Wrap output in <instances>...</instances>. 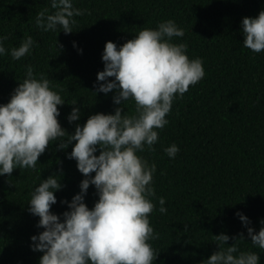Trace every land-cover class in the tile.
Returning a JSON list of instances; mask_svg holds the SVG:
<instances>
[{
	"label": "trees",
	"instance_id": "16d2710c",
	"mask_svg": "<svg viewBox=\"0 0 264 264\" xmlns=\"http://www.w3.org/2000/svg\"><path fill=\"white\" fill-rule=\"evenodd\" d=\"M73 3L87 11L74 17L72 32L61 30L55 35L34 24L35 13L46 7L48 0H0V35L7 37L3 41L6 50L27 35L35 41L30 54L19 60H12L7 51L0 56V103L7 102L23 78L24 65L31 64L34 74L45 73L66 102L57 106V119L70 134L89 114L111 113L115 106L111 90L92 93L95 74L103 68L104 42L119 46L140 28L172 19L184 29V35L173 37V41L187 44L189 58H201L205 75L173 100L168 123L158 130L154 151L138 153L149 163L155 162V195L150 199L155 206L163 196L167 209L162 214L154 207L149 214L154 231L159 233L150 242L158 251L152 264H199L216 250L212 235L221 232L230 237L226 244L243 233L244 241L238 247L257 251L258 264H264V250L250 245L245 226L234 215L237 210L242 212L254 231L264 218V50L254 54L243 47L240 31L241 18L256 16L264 9V0ZM55 40L63 47L56 50ZM73 99L81 115L69 123L66 114L73 105L67 103ZM121 107L125 112L134 110L130 100ZM56 143L38 156L36 169L15 168L10 176L0 175V264H38L42 253L30 249L29 237L42 228L36 226L38 217L27 211V200L39 178L59 170L62 187L54 191L56 202L49 209L58 216L67 209L61 199L70 200L79 191L82 174L74 159L65 156L71 144L60 150ZM171 143L179 151L170 159L163 147ZM96 199L90 184L84 203L91 208Z\"/></svg>",
	"mask_w": 264,
	"mask_h": 264
},
{
	"label": "clouds",
	"instance_id": "9594fccd",
	"mask_svg": "<svg viewBox=\"0 0 264 264\" xmlns=\"http://www.w3.org/2000/svg\"><path fill=\"white\" fill-rule=\"evenodd\" d=\"M86 11L74 7L73 0H48L47 6L35 13L34 24L44 32L56 35L62 30L67 34L76 25L74 17ZM240 31L243 47L254 54L264 50V9L254 17H242ZM183 35V28L165 19L155 27L140 28L119 46L105 41L100 56L103 68L95 74L92 93L111 90L115 106L111 113L89 114L70 134L57 119V106L66 103L60 92L50 85L45 73L34 74L31 64L24 65L23 78L7 102L0 103V175L10 176L15 168L36 169L38 156L55 141L60 150L71 144L65 156L74 159L83 177L79 191L70 200L61 199L67 209L59 216L49 210L56 202L54 191L62 187L59 170L39 178L31 188L27 211L38 217L36 226L42 230L29 237V247L42 253L38 264H152L158 251L150 242L159 233L154 231L149 214L154 207L162 214L167 209L163 196L155 206L150 199L155 195V162L149 163L138 153L154 151L158 130L167 125L173 100L205 75L201 58H189L187 44L172 39ZM6 39L0 35V56L7 51L14 61L30 54L35 44L27 35L6 50ZM72 44L76 46L75 41ZM54 46L56 50L63 47L56 40ZM129 100L134 110L122 111V102ZM67 104L73 107L66 120L77 121L81 112L76 99ZM178 151L175 143L163 147L170 159ZM90 184L97 196L91 208L84 203ZM234 215L245 226L250 245L264 250V218L254 231L242 212L237 210ZM212 237L216 250L199 264H258L257 251L238 247L244 241L243 233L231 237V244L225 243L230 239L225 233Z\"/></svg>",
	"mask_w": 264,
	"mask_h": 264
}]
</instances>
